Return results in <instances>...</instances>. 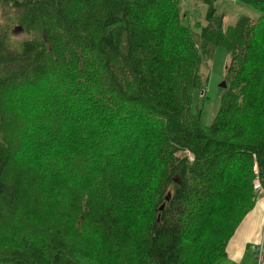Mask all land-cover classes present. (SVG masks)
I'll list each match as a JSON object with an SVG mask.
<instances>
[{
    "label": "trees",
    "instance_id": "trees-1",
    "mask_svg": "<svg viewBox=\"0 0 264 264\" xmlns=\"http://www.w3.org/2000/svg\"><path fill=\"white\" fill-rule=\"evenodd\" d=\"M180 1L0 0V264L226 256L264 193V0H235L259 16L230 26L216 0L193 24Z\"/></svg>",
    "mask_w": 264,
    "mask_h": 264
},
{
    "label": "rangeland",
    "instance_id": "rangeland-1",
    "mask_svg": "<svg viewBox=\"0 0 264 264\" xmlns=\"http://www.w3.org/2000/svg\"><path fill=\"white\" fill-rule=\"evenodd\" d=\"M181 10L184 12L187 10L189 13V20L191 24L195 21L202 22V16L205 11V6L201 2H195L193 0H181ZM215 8L217 14L223 16L224 26H230L235 24L241 16H247L251 19H256L259 13L251 6L235 0H216ZM1 22V19H0ZM11 28H15L11 25ZM15 37L20 39L22 34L19 30L13 33ZM228 54L222 48H217L214 51L212 58L201 66V72L203 79L207 80L205 93H194V104L198 105L201 111L200 121L203 126H209L219 108L220 98L224 89L221 85L224 83L225 68L228 63ZM204 94V97H203ZM261 194L258 196L260 197ZM257 260H255V264ZM261 263H264V257L262 256ZM260 263V264H261Z\"/></svg>",
    "mask_w": 264,
    "mask_h": 264
},
{
    "label": "crops",
    "instance_id": "crops-1",
    "mask_svg": "<svg viewBox=\"0 0 264 264\" xmlns=\"http://www.w3.org/2000/svg\"><path fill=\"white\" fill-rule=\"evenodd\" d=\"M259 194L261 195L257 197L255 206L230 239L226 256L215 264H255L257 257L254 248L261 244L264 257V193Z\"/></svg>",
    "mask_w": 264,
    "mask_h": 264
},
{
    "label": "built area",
    "instance_id": "built-area-1",
    "mask_svg": "<svg viewBox=\"0 0 264 264\" xmlns=\"http://www.w3.org/2000/svg\"><path fill=\"white\" fill-rule=\"evenodd\" d=\"M253 187H254V190L258 193H261L262 192V187H261V184L260 182L258 181V179H256L253 183ZM254 252L256 254V257H257V264H260L261 263V260H262V254H263V245H259L257 247L254 248Z\"/></svg>",
    "mask_w": 264,
    "mask_h": 264
},
{
    "label": "water",
    "instance_id": "water-1",
    "mask_svg": "<svg viewBox=\"0 0 264 264\" xmlns=\"http://www.w3.org/2000/svg\"><path fill=\"white\" fill-rule=\"evenodd\" d=\"M221 87H222V88H225V83H223V84L221 85Z\"/></svg>",
    "mask_w": 264,
    "mask_h": 264
}]
</instances>
